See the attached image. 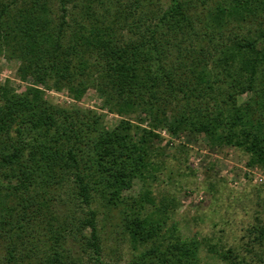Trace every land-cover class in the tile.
<instances>
[{
    "label": "trees",
    "instance_id": "trees-1",
    "mask_svg": "<svg viewBox=\"0 0 264 264\" xmlns=\"http://www.w3.org/2000/svg\"><path fill=\"white\" fill-rule=\"evenodd\" d=\"M0 55L35 82L0 85V264H105L99 206L122 208L129 264H200V241L166 225L170 203L125 192L155 176L158 127L264 166V0H0ZM90 85L123 117L112 128L45 98Z\"/></svg>",
    "mask_w": 264,
    "mask_h": 264
},
{
    "label": "rangeland",
    "instance_id": "rangeland-1",
    "mask_svg": "<svg viewBox=\"0 0 264 264\" xmlns=\"http://www.w3.org/2000/svg\"><path fill=\"white\" fill-rule=\"evenodd\" d=\"M19 64L17 58L0 55V85L9 83L22 92L35 84L32 77L19 75ZM44 90L45 98L52 103L96 112L109 128L123 118L105 105L96 85H90L79 100L67 87ZM127 119L136 126L150 127V119L143 123L137 115ZM155 132V176L143 185L137 180L125 196L135 197L150 189L158 207L170 203L166 225L200 241V264H228L218 252L229 247L237 253L238 264H264V235L260 234V224L264 225V166L249 165L248 156L236 147L212 149L202 136L177 134L165 127ZM99 209L105 212L102 206ZM121 209L115 207L99 215L105 264H129L133 256ZM4 253L1 240L0 258ZM85 262H89L87 256Z\"/></svg>",
    "mask_w": 264,
    "mask_h": 264
}]
</instances>
